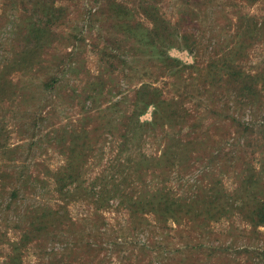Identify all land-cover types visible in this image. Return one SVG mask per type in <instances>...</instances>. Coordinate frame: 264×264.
Wrapping results in <instances>:
<instances>
[{
	"label": "rangeland",
	"instance_id": "374dc122",
	"mask_svg": "<svg viewBox=\"0 0 264 264\" xmlns=\"http://www.w3.org/2000/svg\"><path fill=\"white\" fill-rule=\"evenodd\" d=\"M260 200L264 0H0V264H264Z\"/></svg>",
	"mask_w": 264,
	"mask_h": 264
},
{
	"label": "trees",
	"instance_id": "16d2710c",
	"mask_svg": "<svg viewBox=\"0 0 264 264\" xmlns=\"http://www.w3.org/2000/svg\"><path fill=\"white\" fill-rule=\"evenodd\" d=\"M255 215L260 220V222L264 223V200H260L259 201V204H258V207L256 209Z\"/></svg>",
	"mask_w": 264,
	"mask_h": 264
}]
</instances>
